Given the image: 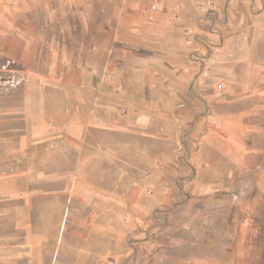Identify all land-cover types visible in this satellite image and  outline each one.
<instances>
[{
  "label": "crops",
  "instance_id": "1",
  "mask_svg": "<svg viewBox=\"0 0 264 264\" xmlns=\"http://www.w3.org/2000/svg\"><path fill=\"white\" fill-rule=\"evenodd\" d=\"M153 2L22 7L26 92L0 129V201L17 203L7 244L23 264H214L143 222L164 204L189 216L198 192L237 182L239 154L264 136V0Z\"/></svg>",
  "mask_w": 264,
  "mask_h": 264
},
{
  "label": "rangeland",
  "instance_id": "2",
  "mask_svg": "<svg viewBox=\"0 0 264 264\" xmlns=\"http://www.w3.org/2000/svg\"><path fill=\"white\" fill-rule=\"evenodd\" d=\"M26 1L0 0V129L6 123L5 115L22 113L26 75L19 56L24 48L22 40L30 28L23 25L22 7ZM36 30L33 27L31 32ZM16 39L20 42L14 41ZM262 124L264 126V122H256V125ZM252 136L255 137L249 139L250 146L238 156L239 168L233 170V180L237 182L215 181L204 192H198L201 199L195 201L189 216L174 214L164 204L157 222L150 218L144 220L145 227L157 224L158 235L154 238L157 237L158 242L164 245L171 241L200 243L201 252L213 259L214 264H264V136ZM147 172L142 171V177L148 175ZM225 178L224 171L219 179ZM142 187L146 195L156 191L155 186ZM16 206L17 203L0 201V264H23L27 260L23 258L26 256L21 249L23 246L13 251L7 244V237H12L11 230L20 225V219L11 212ZM30 224L37 225L38 218H30ZM175 225L186 231L195 227L199 233L185 236L174 230ZM18 237L16 233L14 238ZM149 240L147 235L144 241ZM13 256L18 261L12 259Z\"/></svg>",
  "mask_w": 264,
  "mask_h": 264
},
{
  "label": "built area",
  "instance_id": "3",
  "mask_svg": "<svg viewBox=\"0 0 264 264\" xmlns=\"http://www.w3.org/2000/svg\"><path fill=\"white\" fill-rule=\"evenodd\" d=\"M159 0H154V2L152 3V5H151V8L152 9H156L157 8V2H158Z\"/></svg>",
  "mask_w": 264,
  "mask_h": 264
}]
</instances>
